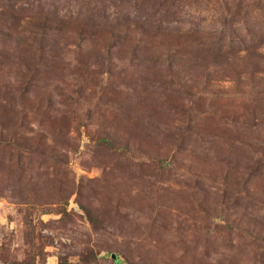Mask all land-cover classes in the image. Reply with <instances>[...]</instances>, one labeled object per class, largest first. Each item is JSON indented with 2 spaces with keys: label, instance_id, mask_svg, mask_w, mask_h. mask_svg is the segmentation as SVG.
Instances as JSON below:
<instances>
[{
  "label": "rangeland",
  "instance_id": "374dc122",
  "mask_svg": "<svg viewBox=\"0 0 264 264\" xmlns=\"http://www.w3.org/2000/svg\"><path fill=\"white\" fill-rule=\"evenodd\" d=\"M176 23L264 57V0H0V264H264V72Z\"/></svg>",
  "mask_w": 264,
  "mask_h": 264
},
{
  "label": "trees",
  "instance_id": "16d2710c",
  "mask_svg": "<svg viewBox=\"0 0 264 264\" xmlns=\"http://www.w3.org/2000/svg\"><path fill=\"white\" fill-rule=\"evenodd\" d=\"M166 9V8H165ZM163 9V11H165ZM210 27H199V26H187L176 23L173 26L161 27L160 33L164 35L172 36V43L174 45V54H168L172 57V64L177 66H184L190 70H195L199 68H206L207 65L203 62V59L208 57L209 65L219 66L221 68L222 74L226 73V70L223 69L224 66H228L231 63L242 60L246 63L250 62V67L252 71L250 75L259 71L264 72V66L262 59L264 60L263 54L260 47L262 45H247L243 42L241 38H237L236 41L228 40L227 44L221 43L222 37L219 36L220 33H217L214 30L209 29ZM213 40V37H215ZM168 43H166L167 45ZM259 44V43H258ZM178 49V50H177ZM167 53L170 48L164 47L163 49ZM177 53V54H176ZM262 55V56H261ZM256 57L257 61L252 57ZM252 60V61H251ZM259 60V61H258ZM155 63L161 61V57L154 56ZM248 61V62H247ZM180 64V65H179ZM241 68L244 67V63L240 65ZM245 72L244 69L235 71L237 78L241 73ZM220 76L217 80L222 79ZM109 144L108 141L103 139Z\"/></svg>",
  "mask_w": 264,
  "mask_h": 264
},
{
  "label": "water",
  "instance_id": "95a60500",
  "mask_svg": "<svg viewBox=\"0 0 264 264\" xmlns=\"http://www.w3.org/2000/svg\"><path fill=\"white\" fill-rule=\"evenodd\" d=\"M114 257V255H111V258H113Z\"/></svg>",
  "mask_w": 264,
  "mask_h": 264
}]
</instances>
